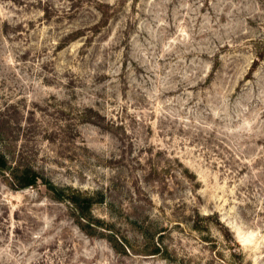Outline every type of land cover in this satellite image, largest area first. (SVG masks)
Here are the masks:
<instances>
[{
    "label": "rangeland",
    "instance_id": "rangeland-1",
    "mask_svg": "<svg viewBox=\"0 0 264 264\" xmlns=\"http://www.w3.org/2000/svg\"><path fill=\"white\" fill-rule=\"evenodd\" d=\"M0 154V264H264V0H0Z\"/></svg>",
    "mask_w": 264,
    "mask_h": 264
},
{
    "label": "trees",
    "instance_id": "trees-1",
    "mask_svg": "<svg viewBox=\"0 0 264 264\" xmlns=\"http://www.w3.org/2000/svg\"><path fill=\"white\" fill-rule=\"evenodd\" d=\"M9 167L8 161L3 156L0 154V169L5 170ZM16 177V176H15ZM37 175L32 174L30 171L28 172H23L22 175L19 177V184H17L18 188H23L27 186H33L36 183Z\"/></svg>",
    "mask_w": 264,
    "mask_h": 264
}]
</instances>
